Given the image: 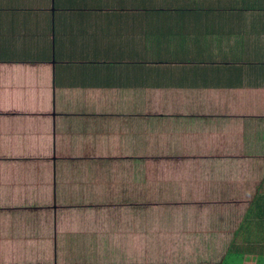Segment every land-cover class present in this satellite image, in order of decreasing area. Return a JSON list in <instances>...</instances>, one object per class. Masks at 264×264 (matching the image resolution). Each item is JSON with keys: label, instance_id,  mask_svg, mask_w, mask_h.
Returning a JSON list of instances; mask_svg holds the SVG:
<instances>
[{"label": "crops", "instance_id": "1", "mask_svg": "<svg viewBox=\"0 0 264 264\" xmlns=\"http://www.w3.org/2000/svg\"><path fill=\"white\" fill-rule=\"evenodd\" d=\"M262 211L264 0H0V264H256Z\"/></svg>", "mask_w": 264, "mask_h": 264}, {"label": "trees", "instance_id": "2", "mask_svg": "<svg viewBox=\"0 0 264 264\" xmlns=\"http://www.w3.org/2000/svg\"><path fill=\"white\" fill-rule=\"evenodd\" d=\"M257 226L259 227V237L250 241V247L257 255L256 264H264V217L261 218V223H257Z\"/></svg>", "mask_w": 264, "mask_h": 264}, {"label": "rangeland", "instance_id": "3", "mask_svg": "<svg viewBox=\"0 0 264 264\" xmlns=\"http://www.w3.org/2000/svg\"><path fill=\"white\" fill-rule=\"evenodd\" d=\"M255 261V260H254Z\"/></svg>", "mask_w": 264, "mask_h": 264}]
</instances>
